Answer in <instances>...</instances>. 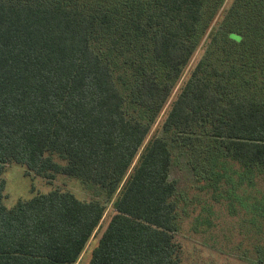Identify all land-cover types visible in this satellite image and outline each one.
I'll return each mask as SVG.
<instances>
[{"label": "trees", "instance_id": "obj_1", "mask_svg": "<svg viewBox=\"0 0 264 264\" xmlns=\"http://www.w3.org/2000/svg\"><path fill=\"white\" fill-rule=\"evenodd\" d=\"M175 151L212 189L222 160L264 180V0H0V264H76L109 204L87 264H178ZM10 163L106 204L56 189L7 208Z\"/></svg>", "mask_w": 264, "mask_h": 264}, {"label": "rangeland", "instance_id": "obj_2", "mask_svg": "<svg viewBox=\"0 0 264 264\" xmlns=\"http://www.w3.org/2000/svg\"><path fill=\"white\" fill-rule=\"evenodd\" d=\"M203 49L204 42L174 87L169 104L157 118L150 135L164 136L161 125L170 102L179 93ZM195 126L191 136L204 138L203 128L199 127V124ZM190 157L189 152L175 151L169 175V180L176 185L171 201L175 205L177 231L173 234V240L178 248V264L264 262V180L255 176L251 183L237 185L235 183L242 168L229 159H221L224 165L211 169L213 172L221 173L218 187L212 189L209 186L211 180L208 179L210 171L207 169L206 172L202 171L201 167L205 164H200L197 167L201 172L199 174L193 172L188 164L195 161L190 160ZM1 179L5 182L3 204L7 208L13 207L18 201L28 200L56 189L70 192L79 200L99 198L106 204V198L99 190L83 186L76 178L58 175L51 183H47L40 177L26 176L25 168L15 163L5 166ZM112 214L109 204L99 228L76 264H87L91 251L97 245Z\"/></svg>", "mask_w": 264, "mask_h": 264}]
</instances>
